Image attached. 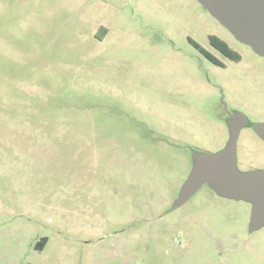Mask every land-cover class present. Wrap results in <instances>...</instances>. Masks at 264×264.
Masks as SVG:
<instances>
[{
	"label": "rangeland",
	"instance_id": "rangeland-1",
	"mask_svg": "<svg viewBox=\"0 0 264 264\" xmlns=\"http://www.w3.org/2000/svg\"><path fill=\"white\" fill-rule=\"evenodd\" d=\"M210 33L198 0H0V264H255L251 203L172 205L227 142L221 94L238 169L264 167V60L214 66L187 38Z\"/></svg>",
	"mask_w": 264,
	"mask_h": 264
},
{
	"label": "water",
	"instance_id": "water-1",
	"mask_svg": "<svg viewBox=\"0 0 264 264\" xmlns=\"http://www.w3.org/2000/svg\"><path fill=\"white\" fill-rule=\"evenodd\" d=\"M199 3L239 42L248 45L264 60V0H198ZM248 122L240 112L228 125L225 145L214 153L194 151L192 166L181 184L173 207L187 201L206 183L216 194L251 203L249 230L264 225V167L240 170L237 167V139ZM264 141V121L252 124Z\"/></svg>",
	"mask_w": 264,
	"mask_h": 264
},
{
	"label": "flooded vegetation",
	"instance_id": "flooded-vegetation-1",
	"mask_svg": "<svg viewBox=\"0 0 264 264\" xmlns=\"http://www.w3.org/2000/svg\"><path fill=\"white\" fill-rule=\"evenodd\" d=\"M223 28L226 29L224 26H223ZM226 31L229 33L230 36L229 35L228 36H222V35H218L215 33L208 34V44H209L208 49L201 46L197 41H195L191 37L188 36L187 38H188V41L207 60H209L214 66H217L219 68H226L228 66V64L239 65L243 62V55L239 51V49L234 46L233 41H236L240 44H243V43H241L237 39H235V37L227 29H226ZM243 45H246V44H243ZM251 51H252V49H251ZM221 92H222V89H221ZM220 101H221L222 107L226 111L225 120L227 122V125H229V122L231 121L233 115H235V118L238 119V115L240 114V112H243V111L238 108L237 103H235L233 108L230 111H228L227 110V104L223 101V94H221ZM247 124H248V122H247ZM228 135H229V133H228ZM255 169H259V168H255ZM213 192L215 193V191H213ZM216 195L219 196L218 194H216ZM219 197H222V196H219ZM222 198H226V197H222ZM227 199H229V198H227ZM249 220H250V218H249ZM178 224H179V222H178ZM263 226L264 225H262L258 228H255V232L258 231V229H260ZM248 231L249 232L254 231V230H252V231L249 230V222H248ZM216 247L219 249L224 248V247L219 246V245H217ZM259 247H260V245H259L258 241L255 240V264H259V262H261V264H264V249L260 250ZM230 248H231V246L229 245L227 247V249L229 250Z\"/></svg>",
	"mask_w": 264,
	"mask_h": 264
},
{
	"label": "trees",
	"instance_id": "trees-1",
	"mask_svg": "<svg viewBox=\"0 0 264 264\" xmlns=\"http://www.w3.org/2000/svg\"><path fill=\"white\" fill-rule=\"evenodd\" d=\"M45 241H46V237H42L41 240L37 243V247H42Z\"/></svg>",
	"mask_w": 264,
	"mask_h": 264
}]
</instances>
